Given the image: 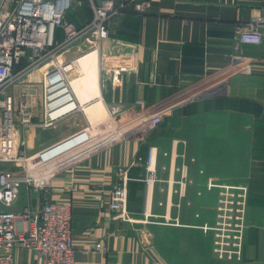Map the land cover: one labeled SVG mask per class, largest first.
<instances>
[{
	"label": "crops",
	"instance_id": "crops-1",
	"mask_svg": "<svg viewBox=\"0 0 264 264\" xmlns=\"http://www.w3.org/2000/svg\"><path fill=\"white\" fill-rule=\"evenodd\" d=\"M142 1L145 11L128 6L97 39L100 97L117 113L168 110L143 139H115L52 176V200L72 205L75 264H264V42L238 43L236 29L262 13V0ZM100 2L73 0L68 17L80 28L92 25ZM56 36L62 40V31ZM77 48L62 54L66 61H75ZM34 72L30 78L43 81ZM218 79L225 91L175 105L181 91L219 85ZM69 84L65 80L73 100L65 102L74 104L65 120L83 129L86 109L99 98L82 105ZM43 120L41 104L34 125L16 128L27 155L49 147L41 137ZM150 146L157 147L158 180L146 216ZM122 171L130 176L124 212L111 209L107 197L96 198ZM241 188L247 192L243 256L223 260L214 252L211 228L221 194ZM39 197L24 188L12 209L36 208ZM11 264L40 259L18 246Z\"/></svg>",
	"mask_w": 264,
	"mask_h": 264
},
{
	"label": "built area",
	"instance_id": "built-area-1",
	"mask_svg": "<svg viewBox=\"0 0 264 264\" xmlns=\"http://www.w3.org/2000/svg\"><path fill=\"white\" fill-rule=\"evenodd\" d=\"M262 3V13L258 17L236 27L238 43L264 42V0ZM145 4L142 0H101L99 5H95L96 15L92 25L80 28L68 17L73 0H0V264H11L13 249L18 246L34 250L40 264H75L72 205L68 201L52 200L50 194L51 178L57 171L46 182L38 183L35 178L31 179V175H27L29 159L40 155V152L27 155L25 141L18 145L15 131L18 125L26 127L35 124L40 104L43 105L44 127L53 126L59 117L67 114L71 108L58 115L52 113L55 107L74 104L72 100L65 102L58 86H55L59 68L72 63L62 60V54L84 35H87V40L106 36L105 25L122 15L124 7L132 6L135 10L145 11ZM57 30L62 31V40L57 38ZM239 59L242 60V57ZM40 69H44L43 81L31 79L32 73ZM16 85H21L19 96L16 95ZM208 86L203 91H181V100L175 105L204 94L219 93L223 88L218 89L220 85L213 83ZM65 90L68 92L69 88L66 86ZM167 110L168 107H161L148 117L146 133L162 123ZM147 157L144 212L149 216L158 180L157 147L150 146ZM21 162H25L26 167ZM120 174V179L110 189L96 194V198L102 202L107 197L111 209L124 212L129 198L130 176L127 171ZM24 188L39 194L41 203L36 208L25 206L21 210H13ZM237 194L242 197L238 202L241 205L239 212L245 216L246 189L223 192L219 220L211 228L215 233L214 252L222 259L242 258L246 225L240 241L234 244L236 249H225L230 244L229 240L225 241V238L229 239V234L225 232L235 223L232 214L236 212Z\"/></svg>",
	"mask_w": 264,
	"mask_h": 264
},
{
	"label": "bare ground",
	"instance_id": "bare-ground-1",
	"mask_svg": "<svg viewBox=\"0 0 264 264\" xmlns=\"http://www.w3.org/2000/svg\"><path fill=\"white\" fill-rule=\"evenodd\" d=\"M88 42L90 44L93 43L92 40H88ZM62 60H65V59L62 58ZM72 64L74 65L77 64V66H79L77 68L79 71V75L73 78H69L68 76L69 73L73 72L74 70ZM41 71L44 72V69H40L39 71L37 70L36 72L41 74ZM68 79L70 81L69 87L72 89L76 98L80 101V103H82V105L85 102L90 101L91 99H95L96 97H98L99 100L98 102L93 103V105L90 108L86 109L87 114H89L90 119L93 123V125L91 124L92 126L90 128L87 127L86 130L84 129L83 131L80 132V134L71 136L65 139L64 141L60 143L62 145L61 147L56 149L54 152L47 154L46 156H43L41 154V155H35L31 157V160L33 159L36 162H38V160L39 161L42 160L41 167L42 169L46 168L44 172L46 176H48L49 179L56 169L64 167L66 165H70L80 159H83L84 157H87L88 155L100 149L102 146H104L109 141L114 140V138L121 136L124 132L129 130L128 126L123 127V125L120 126L119 129L111 128L110 126L106 128L101 127V125L105 122L110 123V119H112V116L110 115V112L108 108L106 107V105L104 104L102 98L100 97L101 95H100V90L98 86L97 47L96 49L85 53L84 56L80 57L74 62L68 63L64 68L62 67L59 68V71L55 75V86H58V88L60 89L59 91L60 95L64 98V100H68L69 98L68 93L63 86V83H65V80H68ZM219 82H220L219 84L220 86H218V89H220L221 87L224 88L223 80L218 79L216 83H219ZM184 96H186V94ZM54 105H56V103ZM71 106L73 107V104L65 106L64 108L55 107L52 113L53 115L61 114L64 111H67L68 109H70ZM130 116L132 118V115ZM143 122L145 121L143 120L140 123H143ZM145 126L146 125L144 123L143 127ZM29 172L35 177L38 183L44 182L42 180L43 174L34 173L32 171L30 163H29Z\"/></svg>",
	"mask_w": 264,
	"mask_h": 264
},
{
	"label": "rangeland",
	"instance_id": "rangeland-1",
	"mask_svg": "<svg viewBox=\"0 0 264 264\" xmlns=\"http://www.w3.org/2000/svg\"><path fill=\"white\" fill-rule=\"evenodd\" d=\"M96 31V30H95ZM93 33V32H92ZM91 34V33H90ZM93 34H95V33H93ZM87 35H84L82 38H80V39H78L77 41H76V44H77V46H78V48H77V56L75 57L76 59H74V60H77V59H79L80 57H82V56H84V54L85 53H87V52H90L91 50H94V49H96V45L97 44H99V41L100 40H97V39H95L94 37H91L92 39H90V40H92L93 41V43L92 44H90L89 42H88V40H87V37H86ZM89 43V44H88ZM95 43H97V44H95ZM69 51L70 50H67L66 51V56L68 55V53H69ZM73 51H71V53H72ZM73 54V53H72ZM71 54V55H72ZM68 57V56H67ZM64 58V57H63ZM67 62H69V61H67ZM73 65V68H74V70H73V72H71V73H69V78H73V77H75V76H78L79 75V71H78V67L79 66H77V64H72ZM37 74H38V72H36ZM36 73L33 75V77L36 75ZM42 74H43V72L41 71V76H40V78L39 79H41L42 78ZM35 77H38V76H35ZM69 80V79H68ZM70 82V81H69ZM17 87H16V95H18L19 96V88H21V85H16ZM206 89V88H205ZM204 89H202V91H203ZM210 91H212V88H210L209 89ZM208 90V91H209ZM222 91V90H221ZM41 108V104H40V107H39V109ZM108 108V110H109V112H110V115L112 116V119H110V123H107V122H105V123H103L102 125H101V127L102 128H106V127H108V126H110L111 128H115V129H119L120 128V126H122L123 125V127H129V130L128 131H126V132H124L121 136H118L117 138H114V140H112V142L113 141H115V139L116 140H118V139H125V138H129V139H131V138H139V139H143L144 137H145V133H144V130H145V127H143L144 126V123L146 122V120L148 119V117L152 114H149V115H140V113H138V112H125V113H117V111L115 110V108L116 107H114L113 106V108H109V107H107ZM115 111V112H114ZM130 115H132V118H131V116ZM68 116H67V114H65V115H62L61 117H59L56 121H55V123H54V125L53 126H50V127H47V128H44V130H43V132L41 133V137L45 140V143L47 144V146H51V145H53V144H56V143H59V142H61V141H64L65 139H67V138H69V137H71V136H73V135H75L76 133H79V132H81V131H83L84 129L86 130V128L88 127V128H90L92 125H93V123H92V121H91V119H90V116H89V114H87V118H88V122H87V125L86 124H84V128L83 129H71V128H73L72 126H71V124H69V122H67L66 120H65V118H67ZM78 117H80L81 118V115L80 114H78ZM127 117H129V118H127ZM138 118V119H137ZM126 119V120H125ZM90 120V121H89ZM113 120V121H112ZM145 121V122H143V123H140L141 121ZM123 121V122H122ZM91 122V123H90ZM41 123V122H40ZM42 124V123H41ZM92 124V125H91ZM113 124V125H112ZM112 125V126H111ZM144 128V129H143ZM142 133L144 134V135H142ZM110 143H111V141H109ZM99 150V149H98ZM34 156V155H33ZM32 156V157H33ZM31 161V162H30ZM42 160H38V162H36L35 160H31V157H30V159H29V163H30V165H31V168H32V171L34 172V173H37V174H43V176H42V180L44 181V182H46V181H48V176H46V174H45V172H44V170H46V168H43L42 169V167H41V165H42ZM76 162H78V161H76ZM22 163V165H25V162H21ZM68 165H66V166H64V167H61V168H58V169H56L54 172H58V171H60V170H62V169H64V168H66ZM25 167H26V165H25ZM26 169V168H25ZM39 172V173H38ZM27 175H31V179H34L35 177L32 175V174H30V172H29V170H27ZM50 177V176H49ZM145 178V177H144ZM143 178V179H144ZM33 183V182H32ZM144 186H145V182H144ZM230 196V195H229ZM39 199H40V197H39ZM240 199H242V197H240V195L239 194H237V204H236V212L235 213H233L232 215H233V219H234V225H232L231 227H230V230H226V232H225V234L226 235H228L229 234V239L228 238H225L226 240L225 241H227V240H229V246H226L225 247V249L226 248H232L233 250H235L236 249V246L234 245L235 243H238L239 241H240V235L242 234V231H243V229H244V227H245V225H246V213H245V216H244V213L243 212H239V210L241 209V205L240 204H238V202L240 201ZM40 203H41V200H40ZM223 212H225V210L224 211H222V214H224ZM231 213V212H230ZM241 214H242V217H241ZM238 218H237V217ZM235 224H237V225H235ZM226 229H228V227H226ZM243 248H244V245H243ZM216 253V252H215ZM216 255H217V253H216ZM218 256V255H217ZM242 256H243V252H242ZM220 259H222V258H220ZM242 259V258H241ZM223 260H228V259H224L223 258ZM228 261H239V260H228Z\"/></svg>",
	"mask_w": 264,
	"mask_h": 264
},
{
	"label": "water",
	"instance_id": "water-1",
	"mask_svg": "<svg viewBox=\"0 0 264 264\" xmlns=\"http://www.w3.org/2000/svg\"><path fill=\"white\" fill-rule=\"evenodd\" d=\"M63 86H65L64 83H63ZM65 88H66V86H65ZM224 91H225V90H224ZM67 93H68L69 99H72L70 92L68 91ZM217 94H218V93H208V94H204L202 97L213 96V95H217ZM72 100H73V99H72ZM78 134H80V132H79V133H76L75 135H78ZM75 135H73V136H75ZM61 142H62V141H61ZM61 142L56 143V144H53V145H51V146L45 148L44 150H42V151L40 152V155L42 154L43 156H46L47 154H50V153L54 152L56 149H58L59 147L62 146V145L60 144Z\"/></svg>",
	"mask_w": 264,
	"mask_h": 264
},
{
	"label": "trees",
	"instance_id": "trees-1",
	"mask_svg": "<svg viewBox=\"0 0 264 264\" xmlns=\"http://www.w3.org/2000/svg\"><path fill=\"white\" fill-rule=\"evenodd\" d=\"M127 7H128V6L124 7L123 10L126 11V10H128V9L130 8V7H128V8H127ZM131 8H132V7H131ZM133 9H134V8H133ZM125 13H126V12H125ZM129 185H130V182H129V184H128V188H129Z\"/></svg>",
	"mask_w": 264,
	"mask_h": 264
}]
</instances>
